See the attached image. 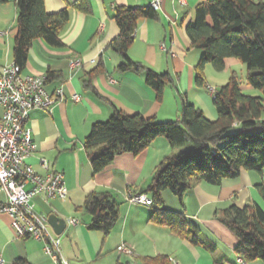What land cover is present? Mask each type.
Segmentation results:
<instances>
[{
  "label": "crops",
  "instance_id": "1",
  "mask_svg": "<svg viewBox=\"0 0 264 264\" xmlns=\"http://www.w3.org/2000/svg\"><path fill=\"white\" fill-rule=\"evenodd\" d=\"M76 1L45 0V9L50 14L58 13ZM88 1L91 14L70 9V20L61 33L65 46L54 48L42 39L35 40L29 50L27 65L22 70L24 75L36 77L55 72L56 77L46 83V90L51 95L59 88L64 92V98L49 111L34 110L31 113L28 127L37 150L28 159V164L40 175L63 173L67 200H46L37 195L31 200L35 214L46 219L56 214L67 221H79L76 226L68 224L61 236L55 235L49 226L52 235L59 238L63 257L69 264H144L143 258L161 255L169 257L170 264H214L215 258L224 259V264H238L239 258L234 251L237 240L217 221L216 213L232 204L239 207L258 204L264 209V202L256 189L257 185L264 184V172L260 175L242 170L238 179L224 180L221 186L194 182L185 194L183 207L177 197L172 199L163 193L165 208L184 213L217 245V253L211 254L175 236L168 227L150 223L152 208L126 201L129 193H141L147 189L156 167L166 157L176 154L173 149V154H168L171 146L165 138L155 139L138 156L126 154L118 157L97 175L93 173L84 149V140L93 125L107 121L114 108L125 114L156 118L159 122L177 121L182 96H185L209 120L217 118L212 105L203 99L204 94H209L207 88L198 87L195 82V67L202 54L192 48L186 34V26L194 22L195 8L205 0H187L186 6H181L179 0H162L159 20L139 22L129 56L158 74H172L174 86L165 88L162 102L157 101L156 92L147 85L144 75L133 71L123 73L117 69L123 58L109 48L119 35L113 19L115 7L149 6L151 0ZM16 2L5 0L0 3V72L14 63ZM73 60H80L82 65L72 69L70 63ZM239 63L230 61L227 68ZM99 67L102 71L91 75ZM74 95L80 96L79 102L72 99ZM210 96L213 102V96ZM43 159L48 162L49 169L42 166ZM104 192L115 197L120 211V219L108 237L90 231L92 218L80 209L88 194ZM6 202V194L0 192V207ZM122 245L133 248L134 260L120 253ZM44 246L41 241L18 238L11 227V218L0 213V259L4 264H14L17 259H25L30 264H54ZM249 264L264 263L255 261Z\"/></svg>",
  "mask_w": 264,
  "mask_h": 264
},
{
  "label": "trees",
  "instance_id": "2",
  "mask_svg": "<svg viewBox=\"0 0 264 264\" xmlns=\"http://www.w3.org/2000/svg\"><path fill=\"white\" fill-rule=\"evenodd\" d=\"M5 0H0L3 3ZM17 34L13 47L14 64L23 70L29 50L37 39L54 48L64 47L61 33L70 20V9L91 14L88 0H77L54 14L45 9V0H17ZM113 19L119 35L109 48L123 58L120 72L133 71L145 76L157 101L162 102L167 86H174L169 73L158 74L129 56L141 20H159V12L149 6H116ZM192 48L201 52L195 67V82L207 88L205 69L211 65L224 72L230 60L245 65L248 74L242 82L236 73L224 86L215 90L213 104L217 113L209 120L204 112L182 96L181 114L177 121L159 122L141 114H125L114 108L111 117L93 125L84 140L95 175L104 171L118 157L138 156L157 138H165L179 153L166 157L156 167L150 185L141 194L151 196L152 214L149 222L168 227L172 233L195 247L211 254L217 245L184 213L164 209L163 193L170 191L184 206V197L194 182L221 186L224 180H236L241 171L264 172V1L205 0L195 8L193 23L186 26ZM101 68L91 75H97ZM56 77L49 71L46 81ZM89 81L87 85H89ZM251 90L262 96L245 94ZM185 149V150H184ZM264 202V184L256 186ZM92 220L89 230L108 237L120 219L119 204L109 192L88 194L80 207ZM217 221L236 238L235 253L245 264L264 263V209L258 204L239 207L230 205L216 213ZM144 264H170L167 256L145 257ZM225 260L215 258L214 264ZM14 264H30L17 259ZM117 264H125L118 262Z\"/></svg>",
  "mask_w": 264,
  "mask_h": 264
},
{
  "label": "built area",
  "instance_id": "3",
  "mask_svg": "<svg viewBox=\"0 0 264 264\" xmlns=\"http://www.w3.org/2000/svg\"><path fill=\"white\" fill-rule=\"evenodd\" d=\"M179 4L186 6L187 0H179ZM151 6L159 12L162 0H151ZM163 49L167 51L165 45ZM81 65L80 60L70 63L72 69ZM46 79V76L24 75L14 63L5 66L0 72V192L7 196V202L0 207V213L11 218V227L18 238L44 242L45 252L54 264H69L63 257L59 238L50 231L47 219L37 216L31 204L32 198L37 195L46 200H67L63 173L40 175L28 164V159L37 150L32 131L28 127L31 113L34 110L49 111L64 98L61 88L53 95L47 92ZM207 91L212 96L215 94V89L211 87H207ZM72 99L79 102L80 96L74 95ZM41 163L45 169H49L46 160H41ZM126 201L131 205L153 206L152 198L141 193H129ZM67 222L74 226L79 224L77 219H69ZM119 251L135 259L134 250L130 246L122 245ZM237 263L245 264L240 258ZM0 264H4L2 259Z\"/></svg>",
  "mask_w": 264,
  "mask_h": 264
},
{
  "label": "rangeland",
  "instance_id": "4",
  "mask_svg": "<svg viewBox=\"0 0 264 264\" xmlns=\"http://www.w3.org/2000/svg\"><path fill=\"white\" fill-rule=\"evenodd\" d=\"M230 61H233V60H230ZM230 61H228V63ZM206 68H207V70L205 69L206 82L211 88H213L215 90H217L220 87L227 84V82L230 80V77L233 73H236V75L239 77V79L243 83L246 82V78H247V74H248V70H247L246 66L241 64V63L234 65V66H229L224 72L215 71L211 65H208ZM170 75L172 76L171 73H170ZM245 94L253 96V97L262 96V92L258 91V90H251L249 92H246ZM203 99L208 101V103H210V105H212L213 111H216L214 104L212 102L211 96L209 94H204ZM263 119H264V116H263ZM167 144H168V142H167ZM169 147H170V145H169ZM178 151H176V153H179ZM163 152H164V150H163ZM173 152L174 151L170 147V151L168 154L169 155L173 154ZM165 156H168V155H165ZM164 194L169 195V197H171L172 199H176V197L170 191H165ZM164 209L169 210V209L165 208V206H164ZM171 211H173V210H171ZM173 212H177V211H173Z\"/></svg>",
  "mask_w": 264,
  "mask_h": 264
},
{
  "label": "water",
  "instance_id": "5",
  "mask_svg": "<svg viewBox=\"0 0 264 264\" xmlns=\"http://www.w3.org/2000/svg\"><path fill=\"white\" fill-rule=\"evenodd\" d=\"M48 225L52 228L53 232L57 236L64 234L68 227V222L66 219L60 218L58 215H50L47 219Z\"/></svg>",
  "mask_w": 264,
  "mask_h": 264
}]
</instances>
